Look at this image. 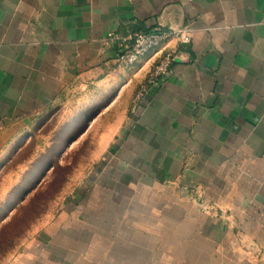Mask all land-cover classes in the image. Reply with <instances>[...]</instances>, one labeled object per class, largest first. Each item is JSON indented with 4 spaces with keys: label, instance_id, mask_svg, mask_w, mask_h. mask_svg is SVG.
<instances>
[{
    "label": "crops",
    "instance_id": "0c3cea01",
    "mask_svg": "<svg viewBox=\"0 0 264 264\" xmlns=\"http://www.w3.org/2000/svg\"><path fill=\"white\" fill-rule=\"evenodd\" d=\"M155 26L191 40L120 67ZM76 83L123 112L17 264H264V0H0V151Z\"/></svg>",
    "mask_w": 264,
    "mask_h": 264
},
{
    "label": "rangeland",
    "instance_id": "374dc122",
    "mask_svg": "<svg viewBox=\"0 0 264 264\" xmlns=\"http://www.w3.org/2000/svg\"><path fill=\"white\" fill-rule=\"evenodd\" d=\"M113 97L73 84L9 137L0 151V264H17L91 174L123 112L108 110Z\"/></svg>",
    "mask_w": 264,
    "mask_h": 264
},
{
    "label": "built area",
    "instance_id": "2783aa9c",
    "mask_svg": "<svg viewBox=\"0 0 264 264\" xmlns=\"http://www.w3.org/2000/svg\"><path fill=\"white\" fill-rule=\"evenodd\" d=\"M171 38H175L179 44H187L191 40V30L188 27L164 29L155 26L150 30L137 32L131 37L129 44L119 50L116 57L117 63L123 68L133 67L147 54L158 51ZM175 58L176 51L172 50L159 57L157 63L148 72L145 81L136 91L135 104L143 97L149 86L159 84L171 74Z\"/></svg>",
    "mask_w": 264,
    "mask_h": 264
}]
</instances>
